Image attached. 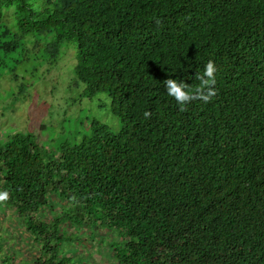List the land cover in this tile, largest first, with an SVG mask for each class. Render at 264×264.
I'll use <instances>...</instances> for the list:
<instances>
[{
	"label": "trees",
	"instance_id": "1",
	"mask_svg": "<svg viewBox=\"0 0 264 264\" xmlns=\"http://www.w3.org/2000/svg\"><path fill=\"white\" fill-rule=\"evenodd\" d=\"M7 12L1 48H70L80 99L121 126L90 119L58 150L5 138L0 213L25 246L0 236V264H88L72 248L100 242L103 264H264V0H0V28ZM209 60L216 94L180 111L163 81L192 87Z\"/></svg>",
	"mask_w": 264,
	"mask_h": 264
},
{
	"label": "rangeland",
	"instance_id": "2",
	"mask_svg": "<svg viewBox=\"0 0 264 264\" xmlns=\"http://www.w3.org/2000/svg\"><path fill=\"white\" fill-rule=\"evenodd\" d=\"M11 18L12 14L7 12L3 28H0V145L13 133L34 131L44 149L58 150L61 144L75 145L89 135L90 119L102 122L117 133L121 123L110 113V101L106 96L99 95L91 101L80 99L79 89H75V59L70 48L61 50L56 62L50 64L43 53L49 41L47 36L26 38L13 51L5 52L1 48L14 35L7 24ZM5 216H8L6 210L0 213V236L11 237L10 242L16 240L21 248L24 236H19L18 225L12 230L7 228L8 222L2 221ZM103 244L100 242L94 250L72 248V252L88 258V264L93 260L103 264L107 260L100 253L104 250Z\"/></svg>",
	"mask_w": 264,
	"mask_h": 264
},
{
	"label": "clouds",
	"instance_id": "3",
	"mask_svg": "<svg viewBox=\"0 0 264 264\" xmlns=\"http://www.w3.org/2000/svg\"><path fill=\"white\" fill-rule=\"evenodd\" d=\"M216 67L213 61L209 60L204 64L202 73H195L197 84L189 87L183 80L166 79L163 81V87L168 97L172 98L180 111H183L185 106L193 100H202L208 102L216 94L215 78ZM150 112L145 111L143 116L149 118ZM0 199H7V193H0Z\"/></svg>",
	"mask_w": 264,
	"mask_h": 264
}]
</instances>
